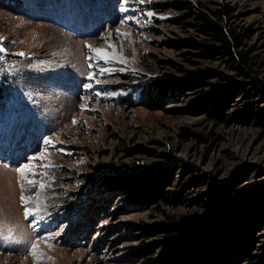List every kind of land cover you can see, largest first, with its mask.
I'll use <instances>...</instances> for the list:
<instances>
[{"label": "rangeland", "instance_id": "1", "mask_svg": "<svg viewBox=\"0 0 264 264\" xmlns=\"http://www.w3.org/2000/svg\"><path fill=\"white\" fill-rule=\"evenodd\" d=\"M156 1L89 0L84 16L67 0H0V264H140L139 245L151 243L154 255L162 249L160 234L144 236L140 225L196 213L225 224L246 207L261 221L236 234L255 256L233 253L221 263L264 264V94H231L229 122L194 112L199 87L188 83L164 108L127 106L153 80H242L231 57L194 43L206 36L191 16L172 23L180 11H157ZM185 1L194 11L232 6L225 23L264 79V0ZM29 162L33 172L22 177L16 169ZM163 167L171 171L165 187L179 197L173 203L138 204L105 186L119 168L147 177ZM223 188L230 192L222 202L204 205Z\"/></svg>", "mask_w": 264, "mask_h": 264}, {"label": "trees", "instance_id": "2", "mask_svg": "<svg viewBox=\"0 0 264 264\" xmlns=\"http://www.w3.org/2000/svg\"><path fill=\"white\" fill-rule=\"evenodd\" d=\"M153 7L157 11L166 12L168 10L180 11L174 14L168 21L181 23L186 16H191L197 31L205 35L206 40L194 41L199 44L204 53L214 56L215 53L224 54L231 57L237 63V69L242 76V80L230 79L225 85L205 80L206 74L191 75L180 79H158L142 85L140 99L136 102L128 97L127 106L143 105L148 108H164L163 100L171 97L177 90L186 91L185 86L194 84L199 87V95L193 100L192 110L206 114L211 119L229 122L234 117H227L224 107L231 94L242 90L244 97L252 98L258 94H264V79L258 75L250 65V58L246 51L239 49L241 42L239 33L229 28L225 21L232 6L224 4L220 8H203L194 11L190 1L185 0H158ZM188 83V84H187ZM210 85L204 88L203 85ZM248 113L256 114L255 105L252 100L247 101ZM182 134L199 136L187 128H183ZM182 168L188 170L190 164L178 160ZM146 174V173H144ZM170 168L163 167L148 176H140L138 171L118 169L115 174H111L104 180L106 188L127 192L133 201L138 204L150 202L173 203L179 197L165 186L170 185ZM230 192L228 188H223L217 197L204 201V205L219 203L224 200ZM227 218L223 224L221 221L208 224L205 219L196 213L192 217L181 216L178 218L169 217L158 225H140L144 236L159 233L160 247L159 254H153L151 243L139 245V252L143 258L140 264H222L228 261L233 253L248 255L252 259L255 255L250 254L248 241L242 240L240 234H236V228L245 225L253 220L261 221L262 216L259 212L253 211L248 207L235 211ZM230 228V230L228 229ZM233 233V235H232ZM206 247L200 254L199 247ZM217 256V261L210 260L212 255ZM223 257V258H221ZM222 262V263H221ZM247 264H258L249 261Z\"/></svg>", "mask_w": 264, "mask_h": 264}, {"label": "snow or ice", "instance_id": "3", "mask_svg": "<svg viewBox=\"0 0 264 264\" xmlns=\"http://www.w3.org/2000/svg\"><path fill=\"white\" fill-rule=\"evenodd\" d=\"M148 15H151V13H149ZM0 39H2V38H0ZM109 47H113V46L109 45ZM4 51H5V49L3 47H0V53H3ZM94 51L96 52L97 56L100 59L108 60L110 58L109 55L107 54V52L105 50H103V49H95ZM18 55L23 56L24 53H18ZM0 59H3V57H0ZM104 71H107V70L106 69H101V72H104ZM45 144L52 145V141L51 140H45ZM52 146L54 147V145H52ZM38 159L39 160H43L44 156L41 155L39 157H32L31 158L32 161H35V160H38ZM33 169H34V165L31 162H29L27 164H24L22 167L17 168L16 170L23 177L25 175V173L33 172ZM29 183H33V181H29ZM21 200L25 204L28 203V201H25L23 199V197H21ZM26 215H28L27 211H26ZM32 255L34 257L36 256V245L35 244L32 245Z\"/></svg>", "mask_w": 264, "mask_h": 264}, {"label": "bare ground", "instance_id": "4", "mask_svg": "<svg viewBox=\"0 0 264 264\" xmlns=\"http://www.w3.org/2000/svg\"><path fill=\"white\" fill-rule=\"evenodd\" d=\"M70 8L72 10L77 11L78 13H81L82 15L86 14V11L90 10L88 3L89 0H67Z\"/></svg>", "mask_w": 264, "mask_h": 264}]
</instances>
